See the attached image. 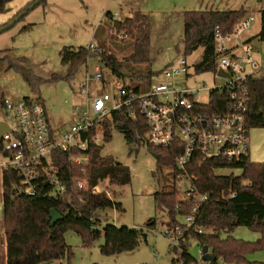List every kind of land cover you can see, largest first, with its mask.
<instances>
[{"label":"trees","instance_id":"1","mask_svg":"<svg viewBox=\"0 0 264 264\" xmlns=\"http://www.w3.org/2000/svg\"><path fill=\"white\" fill-rule=\"evenodd\" d=\"M13 0H0V14L6 12L7 5ZM36 1V0H34ZM29 3L12 20L28 8ZM44 0L43 2H45ZM109 29L124 34L134 40L133 52L128 59L119 60L115 55L106 53L93 54L86 47L77 49L65 48L61 52V63L68 66L66 76L52 75L50 79H37V82H57L73 78L78 69L85 65L90 56H100V62L116 75L123 84V91L134 89L136 93L146 90L148 84L160 72H149L147 76L134 71L132 66L150 63L151 33L150 18L142 12H136L124 21H118L107 14ZM247 17L244 8L235 11H193L185 15L184 48L186 56L202 48V59L194 66L195 73L216 71V54L214 52V32L219 27L222 32L230 33L238 22ZM261 29L257 38L264 42V9L260 12ZM10 20L9 22H11ZM1 26L0 28H2ZM112 32V33H113ZM99 37V36H98ZM115 39V38H114ZM91 57V58H92ZM1 61V60H0ZM26 59L8 60V69L20 73L27 82L33 83ZM251 102L246 120L250 129L264 128V73L249 79ZM43 103L41 97H37ZM218 93L212 94L209 112H223L225 99ZM28 99V98H25ZM104 141L111 139L112 129L120 131L129 146H146L156 159L159 168L169 167L173 178L171 191L154 193L158 209L165 210L169 221L167 228L181 224L178 216L187 215L191 204L182 200V190L176 180V154L170 149L152 146L147 141V127L143 118L136 113L129 116L125 109L112 114L105 120ZM89 165L85 168V177L90 186L108 183L111 186H126L131 183L130 169L119 163L115 158L102 155V145L92 144L89 147ZM53 159L57 165H63L66 172L64 180L69 186L68 199L55 202L49 198L22 199L13 195L17 179L14 173L5 172L2 183V198L4 211V245L7 264H62L71 255V248L65 240L68 228H75L83 237L84 245H90L97 238L104 236L101 253L105 256L119 255L136 250L145 231L129 227L106 225L103 232L99 231L95 214L98 211L116 209L122 211V204L110 198L107 192L93 195L90 191L79 190L70 178H81L83 170L73 167L68 162V156L55 152ZM231 168L241 170L240 176H217L215 170ZM190 173L198 177L196 186L209 195V201L203 205L197 217L196 226L185 229V239L179 249H171L177 259L173 264H199V259L190 255L193 243L199 249L208 247L209 253L216 259L215 264H259L246 259L249 252L264 249V163L250 160V156L240 162L223 163L220 161L202 163L195 160ZM69 177V178H68ZM248 182V184H245ZM107 190V188H105ZM108 191V190H107ZM224 192H232L235 198L224 199ZM58 211L63 220L52 226L50 212ZM156 225L152 219L145 224L146 229ZM247 227L260 234L255 243H246L231 236L237 227ZM196 229L202 231L197 233Z\"/></svg>","mask_w":264,"mask_h":264},{"label":"rangeland","instance_id":"2","mask_svg":"<svg viewBox=\"0 0 264 264\" xmlns=\"http://www.w3.org/2000/svg\"><path fill=\"white\" fill-rule=\"evenodd\" d=\"M19 2L20 0H17L9 4L11 8H15L16 5L19 6ZM241 8L247 11L248 17L255 19L252 29L243 33L242 39L252 36L250 43L255 48L253 56L260 60V54L264 52V42H261L257 35L261 29L260 12L264 9V0H46L12 27L0 33V121H7L15 128L13 115L3 109V97L13 101L41 97L51 126L64 130L69 129L77 119L78 113L75 109L76 106L83 105L84 100L80 91L84 87H88L91 95L95 97L108 94L111 97L109 106L117 104L120 97L119 88L105 85L103 81L90 77L87 80V74L94 75L95 68L99 67L102 72L107 73L104 80L112 81L109 71L100 62V56L96 58L90 56L88 62L69 80L37 82L39 78L48 80L54 74L61 76L68 74L69 67L61 63V52L65 48L77 49L95 43L99 45L100 53L106 51L119 60L128 59L133 52L134 40L120 37L121 34L111 31L107 14H111L118 21H124L136 12L149 16L150 63L132 66L134 71L146 77L149 72H161L180 55H186L184 32L187 12L206 10L225 12ZM8 21L10 20H5V23ZM95 36H99V42L95 40ZM202 53L203 49L200 48L187 56L192 67L201 61ZM21 58L28 61L27 68L34 80L33 83L27 82L15 70L8 69V60ZM223 82L222 78L211 72H193L190 79L191 84H206L208 88L220 86ZM196 84L193 86L198 87ZM147 85L148 82H145V86ZM201 100L203 103H209V92H203ZM111 134V139L102 143V155L113 157L127 166L131 171L132 180L126 186L109 188L107 182L102 184L110 193V198L122 204V211L116 209L98 211L95 214V219L100 221L97 222L98 229L103 232L104 227L109 224L143 229L146 238H143L139 247L132 252L105 256L100 250L105 242L103 235L85 246L82 235L75 228H68L65 240L71 248V255L61 263L173 264L172 261L177 259V255L171 251L170 242L162 234L167 230L169 217L165 210L158 209L154 199L156 192L171 191L174 183L170 175L171 169L159 168L146 146H129L124 135L117 129H112ZM250 160L264 163V128L250 129ZM241 173V170L231 168L215 170V175L222 177L240 176ZM228 195V192L223 194L225 198ZM3 218L0 178V264H7ZM152 219L156 220V225L146 229L145 224ZM177 219L181 224H185L183 216H178ZM231 236L246 243H255L260 239L259 233L244 226L235 228ZM190 255L196 259L200 257L197 243H193ZM246 259L252 263L264 264V249L249 252Z\"/></svg>","mask_w":264,"mask_h":264},{"label":"built area","instance_id":"3","mask_svg":"<svg viewBox=\"0 0 264 264\" xmlns=\"http://www.w3.org/2000/svg\"><path fill=\"white\" fill-rule=\"evenodd\" d=\"M254 22L253 17L247 16L230 33L222 32L219 27L215 29L216 71L211 73L224 80L220 86L208 88L206 84L195 83L198 87H194L190 79L195 70L186 55H180L166 65L153 78L157 81H151L140 93L134 89L124 92L121 80L106 68L112 78L107 82L104 80L107 73L96 67L94 75L87 74V80L90 77L119 88V102L109 106L111 97L108 94L95 97L88 87L82 88L83 105L76 106L77 119L67 130L51 126L45 104L37 97L18 101L3 97V109L13 115L15 128L4 121L11 131L0 139L2 183L4 173L12 172L17 179L14 196L66 201L70 196L68 183L64 180L66 172L63 165H57L53 159L55 152H60L68 156L71 166L83 170V177L70 178V183L93 195L107 192L110 196L102 184L90 186L85 177V168L90 162L89 147L102 145L104 122L110 120L114 112L125 109L129 116L139 113L147 127L148 143L175 152L176 180L182 190V200L191 204L189 213L183 215L185 224L174 225L162 233L172 249H179L185 239V229L196 226L199 210L210 198L196 186L198 177L190 173L195 160L235 163L250 154V128L246 120L251 102L249 79L264 73V52L260 54V60L255 59V48L244 41L242 35L252 29ZM120 37L127 36L121 34ZM95 40L99 42V37L95 36ZM86 48L94 54L100 53V47L95 43ZM203 92H209V103L202 102ZM213 93L224 97L223 112H209ZM228 193L224 199L236 197L234 193ZM196 230L202 233L200 229ZM202 256L200 249L199 264H212L204 261Z\"/></svg>","mask_w":264,"mask_h":264},{"label":"water","instance_id":"4","mask_svg":"<svg viewBox=\"0 0 264 264\" xmlns=\"http://www.w3.org/2000/svg\"><path fill=\"white\" fill-rule=\"evenodd\" d=\"M44 0H36L34 1L28 8H26L21 14H19L14 20H12L9 24L3 26L0 28V33L3 31L9 29L14 24H16L18 21H20L23 17H25L30 11H32L37 5L41 4ZM220 75L224 74L223 72H219ZM11 129L8 126V124L4 121H0V139L3 136L4 133L10 132ZM15 193H13L14 195ZM50 219L52 226H55L57 223L63 220V216L56 211L55 209H52L50 212ZM146 238V237H145ZM202 259L204 261L211 262L212 264L216 263V259L209 253L208 247L203 248V256Z\"/></svg>","mask_w":264,"mask_h":264},{"label":"crops","instance_id":"5","mask_svg":"<svg viewBox=\"0 0 264 264\" xmlns=\"http://www.w3.org/2000/svg\"><path fill=\"white\" fill-rule=\"evenodd\" d=\"M13 1H17V0H13ZM13 1H12V3H13ZM32 1H34V0H22V1L20 0L19 6L17 7V5H16L15 8L14 7L11 8V5L9 4L8 6H10V7L7 6L6 12L4 14H0V27L5 26L7 23H9V21L5 23V20H7V19L12 20L14 18V16H16L21 10H23ZM251 37L252 36H248V37L244 38L243 40L246 42H251V40H252V39H250ZM249 156H250V154H249Z\"/></svg>","mask_w":264,"mask_h":264}]
</instances>
